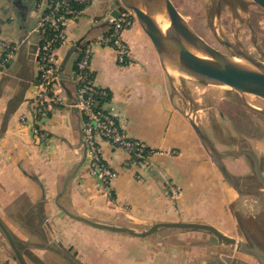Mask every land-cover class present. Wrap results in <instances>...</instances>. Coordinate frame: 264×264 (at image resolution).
<instances>
[{
    "label": "crops",
    "instance_id": "0c3cea01",
    "mask_svg": "<svg viewBox=\"0 0 264 264\" xmlns=\"http://www.w3.org/2000/svg\"><path fill=\"white\" fill-rule=\"evenodd\" d=\"M48 3L0 0V39L16 45L12 59L0 72V216L17 238L41 247L20 244L30 258L28 262L65 264L69 254L73 264H182L171 261V257L166 259L169 262L154 259L147 252L149 247L142 244L153 235L142 238L96 228L67 215L58 204L96 221L138 229L158 221H200L228 235L245 237L241 236L239 218L231 203L236 198L233 191L251 201L256 212L264 195L248 192L249 188L238 191L224 180L185 114L193 110L210 137L203 122L204 106H200L199 98L192 97L193 83L164 67L138 23L123 31L129 45L127 62L119 63L111 47L94 45L89 73L95 84L108 93L98 106L114 116L126 136L141 139L156 152L138 171L124 165L127 154L123 149L101 140L104 161L117 171L110 192L89 174L82 137L83 114L71 105L77 93L75 62L83 44L109 28L106 16L118 13L119 0H90L80 17L68 22V40L55 55V94L50 92L53 100L46 102L45 116L35 112V51L39 41L35 27ZM208 115L211 128L223 130L212 114ZM224 136H220V143L231 145L223 148L210 138L221 150L238 148L239 141L247 140L264 160L263 138L251 143L250 138L234 132L228 133L230 141ZM224 160L241 184L250 185L247 182L254 177L245 155ZM45 225L63 247H44L48 240ZM177 230L165 228L154 235L160 239L163 234H188ZM166 254L176 256L171 250ZM220 258L223 262L213 264H253L234 254H221ZM0 264H18L1 233ZM183 264H192L191 255L189 259L184 256Z\"/></svg>",
    "mask_w": 264,
    "mask_h": 264
},
{
    "label": "water",
    "instance_id": "95a60500",
    "mask_svg": "<svg viewBox=\"0 0 264 264\" xmlns=\"http://www.w3.org/2000/svg\"><path fill=\"white\" fill-rule=\"evenodd\" d=\"M264 9V0H251ZM120 6L130 9L136 22L149 38L158 58L166 69L175 73L187 75L200 83L227 87L239 96V102L250 110L264 115V108L257 106L246 98V95L257 96L264 100V59L252 55L242 48L221 37L216 29V23L211 24V31L215 39L224 45L227 52L221 51L203 38L179 11L172 0H119ZM220 1L216 5V19L219 17ZM115 14V16H117ZM159 18L166 25L163 27ZM10 113L9 107L6 114ZM190 126L200 139L210 159L214 162L224 180L238 191H244L247 186L241 184L237 177L228 169L225 158L245 155L251 161L253 177L258 186L249 188L248 192L264 195V165L260 157L247 140L245 146L234 149H219L206 131L197 122L193 110L185 113ZM7 117L4 118L3 123ZM247 191V190H246ZM59 207L72 218L82 221L96 228L129 234L137 237L156 235L165 228H177L183 231H204L208 234V241L212 244L228 245L236 250L253 255L260 264H264V247L258 245L252 238L245 236V241L228 235L216 226L200 221H158L149 226L138 229L129 225L107 223L78 215L68 211L61 204ZM47 241L44 247H63L57 237L44 226ZM0 233L9 246L18 264H30L29 256L25 255L20 244H27L31 248H41L39 245L24 242L17 238L0 216ZM8 252V251H7ZM226 259V257H224ZM31 261V260H30ZM243 264V263H238Z\"/></svg>",
    "mask_w": 264,
    "mask_h": 264
},
{
    "label": "rangeland",
    "instance_id": "374dc122",
    "mask_svg": "<svg viewBox=\"0 0 264 264\" xmlns=\"http://www.w3.org/2000/svg\"><path fill=\"white\" fill-rule=\"evenodd\" d=\"M172 1L190 25L219 50L228 53L227 48L218 43L213 36L210 27L212 23H216L217 32L221 37L238 44L252 55L264 59V9L251 0H219L218 19H216L218 0ZM178 74L180 75V73ZM181 75L193 83L191 90L192 97L199 98L200 106H204L206 121L203 122L207 125L210 137L216 141V144L222 148L230 146L231 143L230 145L223 146L219 138L225 135L224 140L230 141L232 138L228 136V133L231 134L233 132L239 134L240 137L250 138L251 143H254L259 137L264 139V115L256 113L242 105L239 102L238 94L234 90L222 86L201 84L187 75ZM200 93H203L202 97ZM246 98L251 103L264 108L263 99L253 95H246ZM218 111L222 113L221 117ZM208 112L212 114L216 125L222 127L223 130L216 128L217 130L215 131L211 128L210 122L207 121L209 117ZM233 193L236 198L231 203L235 206L234 213L239 218L241 236L243 234L247 236L244 230H248L249 232L256 233L264 241V201L260 210L256 212L250 206L252 202L246 201V198L241 195L242 193L238 194L235 191ZM228 210L232 212L229 207ZM177 231L183 232V230ZM184 233L188 234H175L171 236L163 234L160 239L153 235L152 238H149L150 241L142 240L144 241L142 244L145 245V248L149 247L147 248V252L153 254L152 257L154 259L159 257L162 262H169L166 259L171 257V261L182 262L183 264L184 256L189 259L191 255L192 264H200L201 261H208V264H213L218 260L223 262L220 258L221 254H234L242 259L252 261L253 264H260L253 255L240 252L228 245L217 244L214 247L212 243H209L208 234L204 231H184ZM242 240L245 241V237H242ZM142 244H139V247ZM168 250L176 253V256L170 254L167 256L166 252ZM64 263L73 264L69 254H66Z\"/></svg>",
    "mask_w": 264,
    "mask_h": 264
},
{
    "label": "built area",
    "instance_id": "2783aa9c",
    "mask_svg": "<svg viewBox=\"0 0 264 264\" xmlns=\"http://www.w3.org/2000/svg\"><path fill=\"white\" fill-rule=\"evenodd\" d=\"M89 1L50 0L39 16L35 27L39 41L35 51L37 91L33 104L40 117L46 115V102L53 100L50 92L55 94L56 50L68 40V22L80 17ZM106 18L110 23L109 28L94 40L84 43L76 59L77 93L71 105L83 114L82 137L88 158L86 168L110 192V183L117 177V171L104 161L100 150L101 140L123 149L127 154L124 165L136 167L138 171L146 167L156 150L141 139L126 136L114 116L98 106V101L108 93L91 79L89 64L92 49L94 45L111 47L116 53L117 61L126 63L129 45L123 37V31L137 23L134 13L123 6H120L117 16L107 15ZM15 51L16 45L0 39V72L6 69ZM32 130L34 133L38 132L35 127ZM136 176L139 178L140 173Z\"/></svg>",
    "mask_w": 264,
    "mask_h": 264
},
{
    "label": "flooded vegetation",
    "instance_id": "af4514ba",
    "mask_svg": "<svg viewBox=\"0 0 264 264\" xmlns=\"http://www.w3.org/2000/svg\"><path fill=\"white\" fill-rule=\"evenodd\" d=\"M225 141H227V140H225ZM239 142L241 143L240 145L245 146V141L242 140V141H239ZM263 162H264V160H263ZM263 165H264V163H263ZM247 183L250 184V185H247V188H251V187L258 186V181L255 178L252 181L247 182ZM246 190H248V189H246ZM244 231H245V233H246V235H247L248 238H252L254 242H256L258 245H261V246L264 247V241H263V239L259 238L256 233L249 232L248 230H244Z\"/></svg>",
    "mask_w": 264,
    "mask_h": 264
},
{
    "label": "bare ground",
    "instance_id": "6f19581e",
    "mask_svg": "<svg viewBox=\"0 0 264 264\" xmlns=\"http://www.w3.org/2000/svg\"><path fill=\"white\" fill-rule=\"evenodd\" d=\"M159 22L163 27L166 25V22H164L161 18H159Z\"/></svg>",
    "mask_w": 264,
    "mask_h": 264
},
{
    "label": "trees",
    "instance_id": "16d2710c",
    "mask_svg": "<svg viewBox=\"0 0 264 264\" xmlns=\"http://www.w3.org/2000/svg\"><path fill=\"white\" fill-rule=\"evenodd\" d=\"M50 1V0H49Z\"/></svg>",
    "mask_w": 264,
    "mask_h": 264
}]
</instances>
